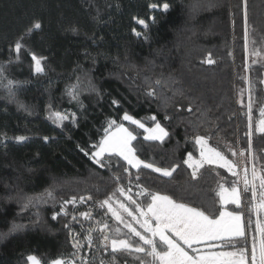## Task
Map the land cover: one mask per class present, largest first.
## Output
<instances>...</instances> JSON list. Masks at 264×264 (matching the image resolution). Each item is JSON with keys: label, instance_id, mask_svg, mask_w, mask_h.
I'll use <instances>...</instances> for the list:
<instances>
[{"label": "trees", "instance_id": "1", "mask_svg": "<svg viewBox=\"0 0 264 264\" xmlns=\"http://www.w3.org/2000/svg\"><path fill=\"white\" fill-rule=\"evenodd\" d=\"M35 21L42 28L22 41L17 58L15 43ZM245 28L248 51L255 47L260 57L246 54ZM33 54L45 58L42 74L34 69ZM209 56L214 63H207ZM0 67V235L13 223L24 226L0 239V264H26L29 255L50 264L61 254L72 259L73 252L76 264L81 257L88 264L107 262L110 249L101 246L99 232L92 234L94 246L89 248L87 229L96 221L127 229L111 213L105 215L107 208L97 201L115 192L114 207L120 201L134 208L127 196L146 207L150 197L138 195L142 188L170 195L212 218L222 208L241 212L245 237L221 240L215 249L233 251L257 242L256 222L259 218L264 224V213H250L251 192H242L239 207L223 206L218 195L221 184L242 190L240 177L204 163L193 178L184 160L188 153L200 159L194 141L199 134L209 148L235 164L248 157L257 172L264 168V132L255 127L258 107L264 103V0H246V5L245 0H0ZM244 77L251 80L250 92ZM73 85L76 100L68 95ZM151 91L155 95H148ZM51 112L69 119L61 124ZM124 112L146 127L154 126L150 117L156 116L168 137L163 142L145 140L143 129L122 120ZM109 119L123 123L137 137L132 145L140 159L156 167H175L172 176L133 168L116 155L104 157L105 167L86 156L104 136ZM17 136L27 139L17 141ZM120 187L124 195L116 191ZM49 189L55 201L21 212L20 197L40 196ZM72 196L85 200L63 205L64 215L63 201ZM82 212H91L92 219L85 220ZM56 213L60 215L53 220ZM73 237L84 245L78 251ZM124 259L138 264L131 257L119 258V264Z\"/></svg>", "mask_w": 264, "mask_h": 264}, {"label": "snow or ice", "instance_id": "2", "mask_svg": "<svg viewBox=\"0 0 264 264\" xmlns=\"http://www.w3.org/2000/svg\"><path fill=\"white\" fill-rule=\"evenodd\" d=\"M246 5V0H245ZM155 8L157 5H151ZM169 5L167 3L163 4V9L167 11ZM247 19V14L245 12V21ZM138 23L147 25L143 20H138ZM42 24L39 21L33 22L30 28L21 35L14 46L17 58L24 47L22 41L30 36L34 31L40 30ZM76 31L75 28L72 29ZM137 36L141 33L136 32ZM245 51L246 54L252 57H260L261 51L257 50L255 47L252 48L251 52L248 51V32L245 28ZM254 43V42H253ZM231 55V53H230ZM44 57H37L32 55V60L35 62V71L38 74L44 72V67L42 65V60ZM256 63V60L252 61ZM208 64L214 63V61L209 56L207 60ZM247 70V64H246ZM4 69L0 67V77L3 76ZM244 79L249 83V92L251 91V80L248 77ZM159 83V81H157ZM260 83H264L261 80ZM13 81H8L9 90ZM77 85H73L68 89V95L71 99L76 100L78 98ZM148 95H155L154 91L148 93ZM113 104H117L116 100L112 101ZM21 107H24L21 105ZM51 109V105H49ZM188 111L191 112L192 108L189 107ZM249 111H251V104H249ZM264 115V112H262ZM50 117H55V119L63 124V121L68 120L67 115H63L59 112H51ZM154 121V126L149 128L146 127L143 122L139 119H135L132 115L124 112L122 116L123 121H129L131 124L136 125L138 128L144 129L148 135L144 137L145 140H156L163 142L166 137H168V131L161 125L157 120L156 116L150 117ZM165 119H168L165 116ZM72 123H76L75 115L72 116ZM259 131L264 132V120L259 123ZM104 136L100 142L92 147L95 149L90 154L89 152H84L86 156L90 155V158L100 167H105L104 157L107 155L109 157L116 155L122 157L124 161L127 162L133 168L140 169L148 168L152 171L161 173L165 177L172 176L173 172L176 170L173 168H161L156 167L153 163H147L140 159L136 153L135 147L132 145V141L136 140L137 137L133 134L129 128L125 127L123 123H117L116 119H109L107 121V127L104 129ZM251 136V132L249 133ZM6 138V136H5ZM17 141H25L27 137L17 136L15 137ZM47 141L49 138L44 137ZM194 141L196 145L200 147V159L196 160L193 158L192 153H188V158L184 160V163L192 168V177L197 176L199 168L203 167L204 163H216L220 167L227 168L232 175L238 176L236 168L239 167L233 161L229 160L224 156L223 153L216 150L215 148L208 147V140L204 135H195ZM251 147V141L249 140V148ZM81 151H84L81 149ZM235 156L237 153L232 152ZM240 155H244L243 152ZM128 172V169H124ZM242 184L243 189L241 190L235 184L231 189L225 188L222 184L220 187V192L218 193L220 197L221 204L232 203L237 207L241 204V195L243 193L251 192V204L250 213H254L259 217L264 213V168L261 169L260 173L257 172L255 165L251 168V177L249 178V170L247 168L243 169ZM119 180L117 176L115 178ZM137 181L140 177L137 175ZM139 187V185H137ZM121 195L125 194V189L123 187L117 188ZM127 191H131L128 189ZM138 195H146L150 197V202L144 207L142 204L138 203L132 198V196H127V200L131 205L130 207L124 202L117 201L118 207L113 206V196L115 192L110 194L102 201H97L101 208H107V212L111 213L112 218L117 221L120 225H123L127 232H122L120 227L112 228L107 221H96L95 225L87 229V235L85 236V241L89 248L94 246L93 233H100L101 246L104 249H110L109 258L107 262L101 260L100 264H119V258L121 257H131L133 261L138 262V264H264V224H261L259 218L256 222L255 231L260 234L261 239L259 240V245L253 240L251 249L247 247H240L238 250L233 251H221V252H201L200 248L197 247L201 244H206L210 241L220 240L225 237H245V228L242 223V215L238 212H228L221 210L219 212L218 218H212L205 214V211L200 210L196 207H190L188 204L177 202L170 195L161 194L160 192H151L147 188H142ZM55 201L53 190H46L40 196L36 197H20L18 203H21V212L27 211L30 207H36L40 202H47V200ZM87 199L91 200L92 197L88 196ZM78 200L83 202L85 197L72 196L69 200H64L61 206V213L68 215L65 211L63 205L73 204L75 205ZM37 216L39 213L36 214ZM60 213L53 215L52 219L55 220ZM85 220L92 219L91 212L80 213ZM126 217H130L128 220ZM76 220V216L72 217ZM139 225L137 227L134 226ZM23 225H18L13 223L8 233L0 235V239L6 238V236L11 235L14 232L23 229ZM68 227V225H65ZM114 233V234H113ZM74 243L73 248L77 251L84 245L80 240L73 237ZM213 247V245H209ZM235 247V246H233ZM72 259L64 257L63 254L59 258L50 261V264H76L75 256L76 252L71 254ZM28 264H41V260L35 255H29L27 257ZM81 264H88V261L81 257ZM123 264H129L127 259H124Z\"/></svg>", "mask_w": 264, "mask_h": 264}, {"label": "rangeland", "instance_id": "3", "mask_svg": "<svg viewBox=\"0 0 264 264\" xmlns=\"http://www.w3.org/2000/svg\"><path fill=\"white\" fill-rule=\"evenodd\" d=\"M33 66H34V69H35V62H33ZM258 111H259V113L261 114L262 112H264V106H259L258 107ZM263 117V119H264V115L262 116ZM260 121H262V119H259L258 121H256V125H255V127H256V130H258L259 131V123H260ZM129 122V121H128ZM131 123V122H130ZM153 127V126H152ZM149 128H151V127H149ZM144 130V129H143ZM144 133H146L145 131H144ZM146 135H148V133H146ZM212 164H216V163H212ZM216 165H219V164H216ZM238 173H239V177H240V180L242 181V178H243V175H244V173H243V169L244 168H247L248 170H249V178L251 177V168L253 167L252 165H251V160H250V158H248L247 157V159H246V161L245 160H243L242 158L241 159H239V161H238ZM258 173H260V172H258ZM225 209V208H224ZM258 235H259V233H258ZM259 240H260V237L258 238V240H257V246L259 245ZM28 264V263H27Z\"/></svg>", "mask_w": 264, "mask_h": 264}, {"label": "crops", "instance_id": "4", "mask_svg": "<svg viewBox=\"0 0 264 264\" xmlns=\"http://www.w3.org/2000/svg\"><path fill=\"white\" fill-rule=\"evenodd\" d=\"M261 106H264V103H263ZM262 116H263V115H262V113H261L259 119L264 120ZM145 136H146V133H145ZM227 189L230 190L231 188H227ZM242 201H243V199H242V195H241V203H242ZM227 204H229V203H227ZM222 205L225 206L226 204H222ZM222 210H223V211H228V212H234V211H230V210H228V209H224V208H222ZM238 213H240V214L242 215V223H243V225H244L243 214H242L241 212H238ZM218 217H219V215H218L216 218H218ZM233 238H235V237H225V238L220 239V240L210 241V242H208V243H206V244L198 245L197 247L200 248L201 252H209V251H211V252H221V251H226V250H224V249H223V250H222V249H215L214 247L218 246V243H217V242H219V241H221V240H224V239H233ZM209 245H213V247H209ZM211 248H213V249H211ZM227 251H231V250H227ZM27 263H28V262H27ZM27 263H26V264H27Z\"/></svg>", "mask_w": 264, "mask_h": 264}, {"label": "built area", "instance_id": "5", "mask_svg": "<svg viewBox=\"0 0 264 264\" xmlns=\"http://www.w3.org/2000/svg\"><path fill=\"white\" fill-rule=\"evenodd\" d=\"M248 249H249V251H250V249H251V248H250V247H248Z\"/></svg>", "mask_w": 264, "mask_h": 264}]
</instances>
